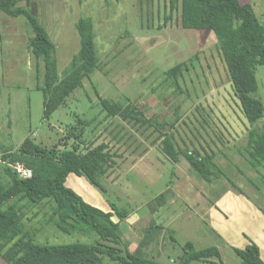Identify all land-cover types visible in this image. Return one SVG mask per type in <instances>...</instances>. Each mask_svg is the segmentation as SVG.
Masks as SVG:
<instances>
[{"label":"rangeland","instance_id":"1","mask_svg":"<svg viewBox=\"0 0 264 264\" xmlns=\"http://www.w3.org/2000/svg\"><path fill=\"white\" fill-rule=\"evenodd\" d=\"M242 1L254 7L264 25V0ZM167 4L168 0H29L57 46L61 78L81 48L76 25L82 18L93 20L100 58L101 70L49 120L44 119V95L37 88L44 81L43 63L29 49L33 30L26 18L1 13L0 159L28 138L47 148L73 150L77 142L67 139L70 129L85 120L89 126L84 144L109 143L119 154L117 165L103 181L106 192L73 174L66 185L103 211L116 204L131 213L121 230L132 252L141 248L157 264H178L185 244L191 242L198 250L217 247L223 259L194 264H241L235 250L255 243L264 260V168L255 172L245 160L248 123L217 40L205 30L183 29L179 13L164 26ZM182 63L188 68L179 78V89L167 80L166 72ZM257 80L256 96L264 103V66L257 68ZM94 88L104 98H129L146 118L164 127L137 129L119 118L106 119ZM177 117L180 120L172 126ZM169 133L179 149L213 155L224 178L216 169L212 183L206 182L183 155L179 163L172 162L161 141L155 143L160 134ZM35 212L39 216L27 226L40 229L39 243L93 244L98 239L93 232L83 236L59 231L49 223V207ZM0 264H7L1 256Z\"/></svg>","mask_w":264,"mask_h":264},{"label":"trees","instance_id":"2","mask_svg":"<svg viewBox=\"0 0 264 264\" xmlns=\"http://www.w3.org/2000/svg\"><path fill=\"white\" fill-rule=\"evenodd\" d=\"M11 18L24 17L33 30L29 49L43 63V84L38 90L44 95V119L49 120L85 80L101 70L96 49V35L91 18L77 22L81 48L61 78L56 57L57 46L47 28L35 16L28 0H0V14ZM164 26L180 16V25L185 30L207 31L214 34L221 59L224 62L233 91L248 123L245 160L255 171L264 168V103L256 96L259 90L257 68L264 66V25L256 15L254 7L242 0H168L165 5ZM170 18H169V17ZM188 68L186 63L168 70L167 80L180 89L179 78ZM40 74V73H39ZM40 79V78H39ZM99 98L101 111L106 119L119 118L133 127H164L144 112L129 98ZM180 120L177 117L172 126ZM166 125V124H165ZM88 122L79 120V127H72L67 139H75L73 150L59 146L47 148L28 138L21 146L2 153L0 159V256L7 264H157L145 257L141 248L134 252L125 239L121 224L131 213L111 205V211H103L87 203L66 183L70 175L86 178L92 185L106 192L103 184L117 165L119 154L107 142L92 141L84 144ZM164 154L174 163L183 155L197 175L212 183L213 170H219L213 155H203L198 149H179L173 134H160ZM78 145H85L84 150ZM6 163V164H4ZM20 163L33 172L31 179H21L7 164ZM220 175H224L219 170ZM224 178V177H223ZM157 198L158 201L163 199ZM49 207V223L64 234L95 233L93 244L74 242L70 244H42L37 242V228H29L38 212ZM33 215L30 217L29 214ZM241 264H264L258 245L250 243L244 250H235ZM217 259L223 263L217 247L198 250L193 243L184 246V254L178 264L212 263Z\"/></svg>","mask_w":264,"mask_h":264},{"label":"built area","instance_id":"3","mask_svg":"<svg viewBox=\"0 0 264 264\" xmlns=\"http://www.w3.org/2000/svg\"><path fill=\"white\" fill-rule=\"evenodd\" d=\"M6 164V163H4ZM13 169V171L23 180L31 179L33 177V172L31 169L25 167L23 164H7Z\"/></svg>","mask_w":264,"mask_h":264},{"label":"crops","instance_id":"4","mask_svg":"<svg viewBox=\"0 0 264 264\" xmlns=\"http://www.w3.org/2000/svg\"><path fill=\"white\" fill-rule=\"evenodd\" d=\"M29 1V0H28ZM1 156H2V154H1ZM260 248V251H261V258H262V260H263V250H262V248L261 247H259ZM264 261V260H263Z\"/></svg>","mask_w":264,"mask_h":264}]
</instances>
